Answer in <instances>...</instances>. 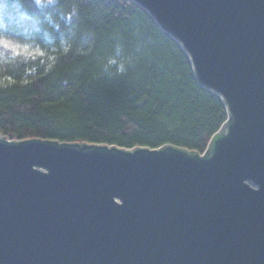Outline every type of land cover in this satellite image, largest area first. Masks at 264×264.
<instances>
[{
    "label": "water",
    "instance_id": "water-1",
    "mask_svg": "<svg viewBox=\"0 0 264 264\" xmlns=\"http://www.w3.org/2000/svg\"><path fill=\"white\" fill-rule=\"evenodd\" d=\"M227 120L207 150L0 134V264H264V0H131Z\"/></svg>",
    "mask_w": 264,
    "mask_h": 264
},
{
    "label": "trees",
    "instance_id": "trees-1",
    "mask_svg": "<svg viewBox=\"0 0 264 264\" xmlns=\"http://www.w3.org/2000/svg\"><path fill=\"white\" fill-rule=\"evenodd\" d=\"M0 134L203 154L227 120L131 0H0Z\"/></svg>",
    "mask_w": 264,
    "mask_h": 264
},
{
    "label": "snow or ice",
    "instance_id": "snow-or-ice-1",
    "mask_svg": "<svg viewBox=\"0 0 264 264\" xmlns=\"http://www.w3.org/2000/svg\"><path fill=\"white\" fill-rule=\"evenodd\" d=\"M0 45H2V46H4V47H15V46L12 45L9 41L2 40V39H0Z\"/></svg>",
    "mask_w": 264,
    "mask_h": 264
}]
</instances>
